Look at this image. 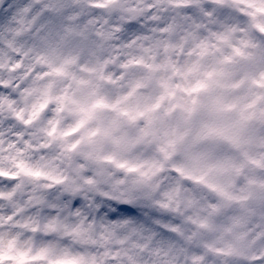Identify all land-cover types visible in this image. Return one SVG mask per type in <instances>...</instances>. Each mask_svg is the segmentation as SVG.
Masks as SVG:
<instances>
[{"label": "clouds", "instance_id": "obj_1", "mask_svg": "<svg viewBox=\"0 0 264 264\" xmlns=\"http://www.w3.org/2000/svg\"><path fill=\"white\" fill-rule=\"evenodd\" d=\"M0 264H264V0H0Z\"/></svg>", "mask_w": 264, "mask_h": 264}]
</instances>
